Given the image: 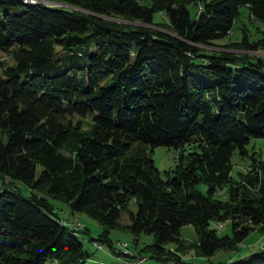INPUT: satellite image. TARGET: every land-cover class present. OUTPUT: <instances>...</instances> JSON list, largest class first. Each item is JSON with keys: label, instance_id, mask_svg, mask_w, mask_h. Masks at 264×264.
I'll return each instance as SVG.
<instances>
[{"label": "trees", "instance_id": "16d2710c", "mask_svg": "<svg viewBox=\"0 0 264 264\" xmlns=\"http://www.w3.org/2000/svg\"><path fill=\"white\" fill-rule=\"evenodd\" d=\"M49 1L0 0V53L12 59L0 58V264H88L87 226L49 198L95 218L102 229L89 241L122 264L142 252L194 264L184 252L208 257L264 233V160L247 148L264 137V27L255 40L215 41L241 5L264 22V0ZM157 145L176 150L166 177ZM234 151L251 158L238 177ZM186 224L192 243L181 241ZM113 228L136 246L141 232L153 241L122 253ZM215 264H264V249Z\"/></svg>", "mask_w": 264, "mask_h": 264}, {"label": "rangeland", "instance_id": "374dc122", "mask_svg": "<svg viewBox=\"0 0 264 264\" xmlns=\"http://www.w3.org/2000/svg\"><path fill=\"white\" fill-rule=\"evenodd\" d=\"M24 1H34V0H24ZM44 2L49 3V0H44ZM55 2V1H54ZM57 5H62L63 3H59L56 1ZM188 8L190 10V14L193 17L196 13L197 6L191 2L188 4ZM153 20L155 22H165L166 17L162 12H155L153 15ZM264 27V22L255 20L249 16V11L247 6L241 5L239 7V14L234 21V25L231 31L226 34L224 37L215 40L217 43H226L229 41H238L241 39L243 33H247V36L250 40H255L259 37L260 31L259 28ZM0 58L5 60L8 63L12 62L10 56L0 53ZM84 126L86 127L89 124V117H84L83 119ZM83 126V127H84ZM84 127V128H85ZM248 154H255L264 160V137H251L250 141L247 145ZM151 155L154 159V163L160 171L162 177H166L165 171L171 170L174 168V165L177 163L176 150L172 147H167L165 145H157L151 151ZM251 158L249 155L241 156L236 151L233 152L231 156V162L233 164L232 175L238 177L239 171H246L250 167ZM9 185L11 187L19 189V191L23 195L30 194V188L19 180L10 181ZM3 184L0 178V187ZM197 188L201 191H205L206 185L204 183L197 184ZM50 201L54 204L55 209L63 218H67L70 222H79L85 224L88 228V233H84L85 235V245L92 251L93 255L90 259H88V264H122L119 256L121 254L110 252V248L106 243H103V249H101L100 244L93 241H89V237L96 238L97 235L101 232L102 226L98 223V221L86 215L83 212H75L74 214L70 213L69 207L66 203L61 200L49 198ZM129 208H135V203L133 199L130 200ZM127 213L124 212L122 214V223L127 222ZM81 226V225H80ZM219 233H230L231 227L229 222H225L222 227L218 229ZM181 233V241L182 242H193L196 238V234L193 226L186 224L183 225L180 229ZM110 239L113 241V247L122 253L126 252H135L138 246L139 248L144 244H149L153 241V236L148 233L141 232L138 236V244L137 246L134 243L133 235L127 230L113 228L109 233ZM133 239V240H132ZM264 249V233H260L257 229L250 231V233L242 240L237 250H225L218 249L212 255L208 257H200L194 255L192 250H188L183 253V258L193 262L194 264H215L218 262H233L234 260L240 259L245 255L253 251H259ZM108 254V255H107ZM145 255V258L142 259L141 256L137 261H124V264H171L170 262H166L163 260H158L154 257H148L147 253L142 252ZM125 259H127L125 257Z\"/></svg>", "mask_w": 264, "mask_h": 264}, {"label": "built area", "instance_id": "2783aa9c", "mask_svg": "<svg viewBox=\"0 0 264 264\" xmlns=\"http://www.w3.org/2000/svg\"><path fill=\"white\" fill-rule=\"evenodd\" d=\"M219 225H221V223Z\"/></svg>", "mask_w": 264, "mask_h": 264}]
</instances>
